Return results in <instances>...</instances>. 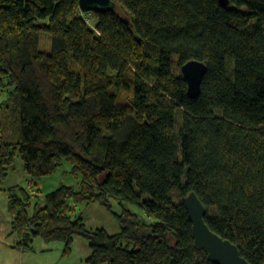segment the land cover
Returning a JSON list of instances; mask_svg holds the SVG:
<instances>
[{
  "label": "trees",
  "instance_id": "16d2710c",
  "mask_svg": "<svg viewBox=\"0 0 264 264\" xmlns=\"http://www.w3.org/2000/svg\"><path fill=\"white\" fill-rule=\"evenodd\" d=\"M113 1L0 0V192L16 245L68 254L80 236L87 264H213L183 203L193 191L209 228L264 264V0ZM191 59L207 66L196 98L179 72ZM17 155L33 187L4 186ZM64 163L77 183L41 206L36 181ZM95 202L117 233L86 228L76 206Z\"/></svg>",
  "mask_w": 264,
  "mask_h": 264
},
{
  "label": "rangeland",
  "instance_id": "374dc122",
  "mask_svg": "<svg viewBox=\"0 0 264 264\" xmlns=\"http://www.w3.org/2000/svg\"><path fill=\"white\" fill-rule=\"evenodd\" d=\"M84 17L90 24H94L95 19L91 14H86ZM39 48L44 51L50 50V38L46 32H42L40 35ZM173 59V68L175 67V71H178L177 56L174 55ZM72 67L75 68L74 65ZM179 72H181L180 69ZM65 166L71 168L69 164L64 163L57 169L59 171L55 170L51 175L43 176L36 181L43 194L49 190L50 184L53 183L51 187L55 188L59 182L70 180V176L63 171ZM69 171L67 174H70ZM70 175L72 176V174ZM15 184L26 188L35 185V181L24 171L19 155L15 157L12 167L9 169V176L4 186ZM130 208L134 209V207ZM112 210L119 213L121 208L116 202H113ZM76 213L82 214L87 228L103 227L108 233L119 230V224L113 212L97 202L88 205L78 204ZM11 219V214L8 212L7 195L0 192V264H87L86 259L90 254V249L86 239L75 236L68 254L64 252L61 242H45L41 238H36L33 241L32 250H23L16 245L17 237L10 234Z\"/></svg>",
  "mask_w": 264,
  "mask_h": 264
},
{
  "label": "water",
  "instance_id": "95a60500",
  "mask_svg": "<svg viewBox=\"0 0 264 264\" xmlns=\"http://www.w3.org/2000/svg\"><path fill=\"white\" fill-rule=\"evenodd\" d=\"M226 7L228 0H219ZM82 12L114 11L116 3L113 0H78ZM181 74L187 83L190 97L196 98L201 91V84L207 71V66L200 60L191 59L181 65ZM183 203L192 222V233L196 246L204 249L207 259L213 264H251L238 247L228 238L222 237L209 228L205 222L206 208L195 192H189Z\"/></svg>",
  "mask_w": 264,
  "mask_h": 264
},
{
  "label": "crops",
  "instance_id": "0c3cea01",
  "mask_svg": "<svg viewBox=\"0 0 264 264\" xmlns=\"http://www.w3.org/2000/svg\"><path fill=\"white\" fill-rule=\"evenodd\" d=\"M70 170V168L68 167V166H65V168H64V170L63 171H65L66 173V175H69L70 176V180L69 181H66V182H59V184L58 185H60V184H65V185H68V186H73V185H75L76 183H77V180L73 177V176H71L70 174H67L68 173V171ZM57 171H59V170H57ZM53 184V183H52ZM52 184H50V187L48 188L49 190L47 191V192H45L44 194L42 193V197H41V200H40V203H41V206H44L45 205V199H44V195L46 194V193H48V192H50V191H52V190H54L55 188H57L58 187V185L54 188V187H51L52 186ZM92 204V203H91ZM79 216H81L82 218H83V216H82V214L80 213V214H78ZM84 220V219H83ZM85 223V222H84ZM87 228V227H86ZM98 228H102V229H104L103 227H97V228H87L88 230H95V229H98ZM105 230V229H104ZM106 231V230H105ZM119 231V230H118ZM117 231V232H118ZM107 232V231H106ZM117 232H114V233H109V234H115V233H117Z\"/></svg>",
  "mask_w": 264,
  "mask_h": 264
}]
</instances>
